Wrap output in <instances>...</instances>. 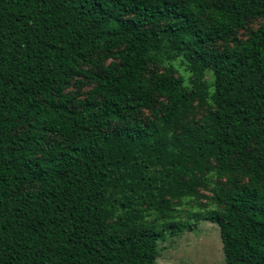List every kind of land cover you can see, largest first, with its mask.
<instances>
[{
	"label": "trees",
	"instance_id": "trees-1",
	"mask_svg": "<svg viewBox=\"0 0 264 264\" xmlns=\"http://www.w3.org/2000/svg\"><path fill=\"white\" fill-rule=\"evenodd\" d=\"M193 199L264 264V0H0V264H158Z\"/></svg>",
	"mask_w": 264,
	"mask_h": 264
},
{
	"label": "rangeland",
	"instance_id": "rangeland-1",
	"mask_svg": "<svg viewBox=\"0 0 264 264\" xmlns=\"http://www.w3.org/2000/svg\"><path fill=\"white\" fill-rule=\"evenodd\" d=\"M261 22V19L250 22L237 35L245 38ZM110 61L111 59H108L107 63ZM175 66L178 69V76H183L189 84L191 74L186 70V67L182 65L180 60L175 62ZM86 69L89 70V67ZM207 79L212 80V74L208 73ZM77 86L78 84H74L69 90L75 91ZM91 87H93V83L88 81L83 90L86 91ZM205 194L209 193L205 192ZM213 208L214 204L207 199H193L183 202L177 214V221L186 224L187 227L190 223L196 222V228L193 230L185 228L183 231H177L174 234H171L170 231L166 232L164 239L159 242L160 257L158 264H226L219 226L207 220L197 221L194 217V214H205L207 210Z\"/></svg>",
	"mask_w": 264,
	"mask_h": 264
}]
</instances>
